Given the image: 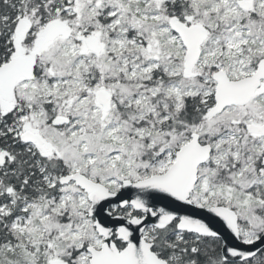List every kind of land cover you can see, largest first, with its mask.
Instances as JSON below:
<instances>
[{
  "label": "snow or ice",
  "instance_id": "1",
  "mask_svg": "<svg viewBox=\"0 0 264 264\" xmlns=\"http://www.w3.org/2000/svg\"><path fill=\"white\" fill-rule=\"evenodd\" d=\"M0 264H264V0H0Z\"/></svg>",
  "mask_w": 264,
  "mask_h": 264
}]
</instances>
